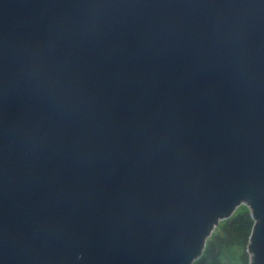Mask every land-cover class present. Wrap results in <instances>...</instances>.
Here are the masks:
<instances>
[{
	"label": "water",
	"instance_id": "95a60500",
	"mask_svg": "<svg viewBox=\"0 0 264 264\" xmlns=\"http://www.w3.org/2000/svg\"><path fill=\"white\" fill-rule=\"evenodd\" d=\"M241 205L264 264V0H0V264H193Z\"/></svg>",
	"mask_w": 264,
	"mask_h": 264
},
{
	"label": "trees",
	"instance_id": "16d2710c",
	"mask_svg": "<svg viewBox=\"0 0 264 264\" xmlns=\"http://www.w3.org/2000/svg\"><path fill=\"white\" fill-rule=\"evenodd\" d=\"M252 226L248 209L240 206V211L218 223L193 264H248L246 251Z\"/></svg>",
	"mask_w": 264,
	"mask_h": 264
},
{
	"label": "rangeland",
	"instance_id": "374dc122",
	"mask_svg": "<svg viewBox=\"0 0 264 264\" xmlns=\"http://www.w3.org/2000/svg\"><path fill=\"white\" fill-rule=\"evenodd\" d=\"M242 206V205H241ZM246 207V206H245ZM247 208V207H246ZM248 209V208H247ZM237 211H240V207H238L237 209H236ZM248 211H249V209H248ZM235 213V212H234ZM233 213V214H234Z\"/></svg>",
	"mask_w": 264,
	"mask_h": 264
}]
</instances>
